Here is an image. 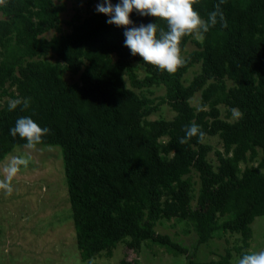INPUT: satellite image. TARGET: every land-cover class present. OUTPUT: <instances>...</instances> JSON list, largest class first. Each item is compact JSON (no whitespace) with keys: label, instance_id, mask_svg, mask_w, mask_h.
I'll list each match as a JSON object with an SVG mask.
<instances>
[{"label":"trees","instance_id":"obj_1","mask_svg":"<svg viewBox=\"0 0 264 264\" xmlns=\"http://www.w3.org/2000/svg\"><path fill=\"white\" fill-rule=\"evenodd\" d=\"M67 1L73 12L62 19ZM103 2L0 4V162L26 143L9 132L17 118L50 129L36 147H54L61 158L78 264L109 258L120 246L136 254L160 247L185 264H238L251 253L252 225L264 219V0H225L227 26L218 22L203 40L184 36L187 63L171 74L131 54L125 27L96 11ZM217 3L193 7L207 20ZM130 19L128 27H167L135 10ZM190 40L196 47L186 51ZM17 98H30V106L9 111ZM164 104L173 115L150 118ZM234 108L242 119H230ZM192 123L206 133L203 141L181 143ZM171 219L187 226L193 243L157 230ZM219 237L223 252L197 255Z\"/></svg>","mask_w":264,"mask_h":264},{"label":"rangeland","instance_id":"obj_2","mask_svg":"<svg viewBox=\"0 0 264 264\" xmlns=\"http://www.w3.org/2000/svg\"><path fill=\"white\" fill-rule=\"evenodd\" d=\"M71 1H67V8L61 14L62 19H68L72 14ZM80 1L75 6H81ZM65 27V25L63 24ZM50 35V33L48 34ZM193 38L198 40L195 34ZM191 40L186 45V51L195 48ZM185 55V53H184ZM196 66V65H195ZM194 71L188 70L184 75V83L193 76ZM141 75V74H140ZM163 89L157 87L154 95H161ZM191 104L197 107L199 93L191 98ZM221 115L225 110L220 107ZM163 115L170 118L173 111L167 105L151 114L150 118ZM232 115L230 119H233ZM206 141L213 147L220 148L216 137H207ZM21 156L28 159L25 167L19 166L15 175L9 177L5 168L14 157ZM62 164L58 150L54 147L42 149H27L24 146L15 149L0 162V182L11 187V192L0 187V264H78V251L72 236L73 228L67 211L68 203L65 187L62 182ZM252 225L253 238L248 251L264 250V237L260 233L264 230V219H258ZM184 223L175 219L164 220L157 226V230L168 233L172 237L182 239L183 243H193V233L186 232ZM225 237L211 240L207 245L199 247L197 255L215 257V253L223 252ZM233 240V236L229 238ZM75 254V255H74ZM123 260V263L120 262ZM95 264H185L182 256H172L162 248H143L136 254L126 246H120L112 256H99L94 259Z\"/></svg>","mask_w":264,"mask_h":264},{"label":"clouds","instance_id":"obj_3","mask_svg":"<svg viewBox=\"0 0 264 264\" xmlns=\"http://www.w3.org/2000/svg\"><path fill=\"white\" fill-rule=\"evenodd\" d=\"M5 0H0L4 4ZM225 0H219L215 5V10L208 14V19H203L199 12L193 7L198 0H120L113 5L111 0H104L96 6V11L109 17L106 23L124 26V46L127 47L133 56L138 55L142 61L157 67L161 71L175 73L183 67L187 60L181 55V40L186 35L195 34L197 38L203 40L209 29L218 22L226 27L227 21L223 15L221 5ZM135 10L140 16H151L158 20L166 21V29L158 23L133 25L130 13ZM23 105L22 111L30 106V98L13 99L8 103V110L13 111L19 105ZM232 114L236 119H242L243 113L239 109H232ZM12 136H19L25 140L27 149H35L42 143L43 137L50 133L47 127H41L30 116H21L15 121V126L9 129ZM186 136L181 139V143H186L188 139L197 136L201 141L206 133L195 123L187 126ZM28 159L17 156L4 169L9 177L16 174L20 165L25 167ZM0 187L11 192V187L0 182ZM238 264H264V250L259 252L246 253L239 259Z\"/></svg>","mask_w":264,"mask_h":264}]
</instances>
